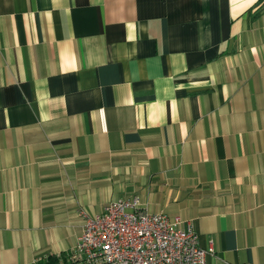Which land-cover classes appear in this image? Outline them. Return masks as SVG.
<instances>
[{"label":"crops","instance_id":"0c3cea01","mask_svg":"<svg viewBox=\"0 0 264 264\" xmlns=\"http://www.w3.org/2000/svg\"><path fill=\"white\" fill-rule=\"evenodd\" d=\"M134 197L264 264V0H0V264Z\"/></svg>","mask_w":264,"mask_h":264},{"label":"built area","instance_id":"2783aa9c","mask_svg":"<svg viewBox=\"0 0 264 264\" xmlns=\"http://www.w3.org/2000/svg\"><path fill=\"white\" fill-rule=\"evenodd\" d=\"M82 216V233L66 264H207V257H215L211 247L199 246L192 222L150 213L137 197Z\"/></svg>","mask_w":264,"mask_h":264},{"label":"trees","instance_id":"16d2710c","mask_svg":"<svg viewBox=\"0 0 264 264\" xmlns=\"http://www.w3.org/2000/svg\"><path fill=\"white\" fill-rule=\"evenodd\" d=\"M55 262L56 263L58 262L57 259L53 258V257H50L45 264H55Z\"/></svg>","mask_w":264,"mask_h":264}]
</instances>
